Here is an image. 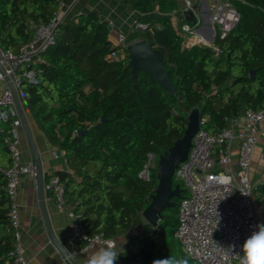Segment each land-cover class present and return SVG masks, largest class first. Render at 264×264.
<instances>
[{
    "label": "trees",
    "instance_id": "16d2710c",
    "mask_svg": "<svg viewBox=\"0 0 264 264\" xmlns=\"http://www.w3.org/2000/svg\"><path fill=\"white\" fill-rule=\"evenodd\" d=\"M118 1L140 12L179 9L178 0ZM58 3L0 0V46L17 53L32 37L29 22H49ZM234 3L240 18L225 38H215L218 52L197 43L183 46L169 17L148 19L151 31L128 33V40L147 38L163 50L164 66L175 83L172 96L143 72L131 80L127 49L119 58L112 57L118 46L95 9L75 18L66 15L56 25L54 42L42 50L34 66L37 83L21 84L29 115L49 144L65 156L67 169L50 175L58 177L64 198L87 232L113 238L141 228L125 239L118 256L122 264H153L167 257L196 264L173 236L182 197L172 199L175 206L163 211L156 229L144 223L141 213L157 186V168L149 180L139 176L147 155L159 157L180 139L193 109L205 118L201 128L208 134L229 127L228 119L246 109H264V0ZM18 68L27 69L25 64ZM2 137L0 264H5L14 258L15 237L2 172L11 166V156ZM173 184L186 194L182 183L173 178ZM253 198L264 210V184L256 185Z\"/></svg>",
    "mask_w": 264,
    "mask_h": 264
},
{
    "label": "built area",
    "instance_id": "2783aa9c",
    "mask_svg": "<svg viewBox=\"0 0 264 264\" xmlns=\"http://www.w3.org/2000/svg\"><path fill=\"white\" fill-rule=\"evenodd\" d=\"M183 1L184 10H193L191 0ZM66 8L59 0L49 22L31 20L32 37L19 47L17 53L0 46V63L19 95L22 96L20 87L23 80L28 84L37 83L34 66L40 60L42 50L54 42V30L66 16ZM239 18L234 0H216L210 12L215 37L225 38ZM106 24L110 30L114 26L111 20H107ZM134 29L152 30L148 20L137 19L128 32L117 31L112 43L118 48L113 50L112 57L119 58V53L128 44L140 39H127L128 33ZM182 30L195 34L194 27L188 23L182 25ZM197 41L207 43L203 37ZM20 64H25L27 69L19 70ZM0 80H3L1 74ZM204 120V117L201 118L202 123ZM228 120L230 126L214 134H208L200 126L192 137L187 158L179 163L174 172V179L182 183L186 194L177 206V225L173 236L196 264H238L241 246L257 225L253 208L255 184L251 181L250 171L257 140L264 130V109H246L240 116ZM21 129V120L10 90L5 85L0 92V134H3L2 140L10 153L11 166L2 172L6 176L4 189L11 201L9 218L15 237L14 258L5 264H27L23 256L16 204L20 176H29L37 189L36 165L32 158L27 161L22 159ZM53 154L56 156V152ZM157 163L158 157L149 153L139 176L149 180ZM50 174L45 176L43 190L50 192L56 209L66 212L73 221L67 237L68 244L73 247L77 243L82 244L79 248H72L70 254H88L91 247L101 249L106 242H112L116 247L121 236L108 238L100 233L90 235L87 232L79 221V215L72 211V206L64 198V187L58 177ZM261 183L264 184V179Z\"/></svg>",
    "mask_w": 264,
    "mask_h": 264
},
{
    "label": "crops",
    "instance_id": "0c3cea01",
    "mask_svg": "<svg viewBox=\"0 0 264 264\" xmlns=\"http://www.w3.org/2000/svg\"><path fill=\"white\" fill-rule=\"evenodd\" d=\"M62 1L67 7V17L75 18L79 13L95 9L100 13V17L103 20H111L114 24L109 32V38L111 40H113L111 38L112 35L114 34L115 36L117 31L128 32L132 23L137 19L150 20L169 17L176 33L182 38L183 46H191L197 43L208 45L212 47L215 52H218L219 50L218 44L215 43L216 37L214 35L213 24L210 20L211 6L216 0H191V6L193 8L192 12L195 16V20L191 23L184 19L183 12L185 10L183 0H178V10L168 13L161 12L157 8L149 12H140L134 9L130 4L122 3L118 0ZM196 1L199 2V8L197 7ZM185 23L192 25L195 29V34L197 35L183 31L182 25ZM201 37H203L207 43L197 41ZM5 85V82L0 80V92ZM19 97L40 154L43 175L46 176L56 169H67L63 152L49 144L46 137L38 129L36 123L25 108L22 96L19 95ZM20 134L22 159L27 161L32 158V156L28 149L23 129H21ZM53 152H56V156ZM234 154L236 156V150ZM250 177L251 181L255 184V187L256 185L262 184L261 180L264 179V130L260 134L254 149ZM43 196L53 234L63 247L68 251H71L72 248H76V245L80 244L77 243L73 247L67 242V237L70 235L72 229V219L66 214V212L56 209L50 192L43 191ZM16 204L19 214V229L21 231L23 256L27 264H67L49 240L39 207L37 189H35L32 179L27 175L20 176ZM254 204H256L255 201ZM257 207V218L258 220L260 218L261 223H264V210L258 205ZM140 230L141 228H135L131 230L127 236H121V238L117 240L115 250L118 253L122 251L124 249L125 239L132 234L139 233ZM98 251L99 247L93 246L88 250V254L79 252L74 255V258L79 264H86L87 260ZM116 264H122L119 261V257L117 258Z\"/></svg>",
    "mask_w": 264,
    "mask_h": 264
},
{
    "label": "water",
    "instance_id": "95a60500",
    "mask_svg": "<svg viewBox=\"0 0 264 264\" xmlns=\"http://www.w3.org/2000/svg\"><path fill=\"white\" fill-rule=\"evenodd\" d=\"M183 15L187 20H195V16L191 9L185 10ZM126 49L128 53L127 65L130 68L132 81L136 80L140 72H143L147 74L152 83H157L170 96L174 95L175 83L170 70L164 66V54L161 48L153 46L152 41L147 38H140L128 44ZM255 71V69L249 71V76L251 78L254 77ZM0 74L3 76V81L10 90L14 106L22 123V129L28 149L37 168V194L39 207L49 240L67 264H79L74 256L70 254V251L63 247L53 234L43 196V182L45 176L42 171L40 154L29 121L25 115L18 91L14 87L10 77L6 74L1 63ZM135 88L137 91L139 90L138 85H135ZM201 124L199 110L197 108L193 109L188 114L187 127L183 136L175 141L171 147L158 157L157 186L154 193L150 196L147 206L141 213L142 218L147 221L152 229L157 228L159 220L163 217V211L175 206L176 202L172 199H180L182 197L180 186L178 184H173L174 172L179 163L187 158L192 137L198 131Z\"/></svg>",
    "mask_w": 264,
    "mask_h": 264
},
{
    "label": "clouds",
    "instance_id": "9594fccd",
    "mask_svg": "<svg viewBox=\"0 0 264 264\" xmlns=\"http://www.w3.org/2000/svg\"><path fill=\"white\" fill-rule=\"evenodd\" d=\"M118 256L115 245L106 242L105 246L88 259L86 264H116ZM153 264H187V262L167 257L154 260ZM238 264H264V223L257 224L255 230L243 242Z\"/></svg>",
    "mask_w": 264,
    "mask_h": 264
},
{
    "label": "rangeland",
    "instance_id": "374dc122",
    "mask_svg": "<svg viewBox=\"0 0 264 264\" xmlns=\"http://www.w3.org/2000/svg\"><path fill=\"white\" fill-rule=\"evenodd\" d=\"M196 4H197V7L199 8L200 5H199V2L198 1H196ZM111 38L113 39L112 41L115 42V36H114V34L112 35ZM253 208H254V215H255L256 224H260L261 223V220H260V218H259V220L257 218V210H258L257 205L254 204ZM144 223H145L146 226H148V227L150 226L145 219H144Z\"/></svg>",
    "mask_w": 264,
    "mask_h": 264
}]
</instances>
